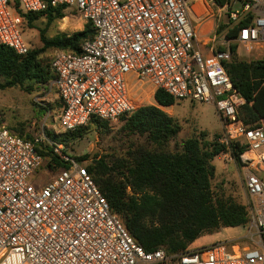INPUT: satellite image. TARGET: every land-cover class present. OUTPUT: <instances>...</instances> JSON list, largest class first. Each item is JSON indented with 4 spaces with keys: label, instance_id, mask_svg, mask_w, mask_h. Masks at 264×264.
<instances>
[{
    "label": "built area",
    "instance_id": "1",
    "mask_svg": "<svg viewBox=\"0 0 264 264\" xmlns=\"http://www.w3.org/2000/svg\"><path fill=\"white\" fill-rule=\"evenodd\" d=\"M200 0H0V45L25 57L31 47L23 38L22 14L76 7L96 31L81 54L55 50L50 65L61 107L54 136L87 128L93 119L114 124L163 91L176 101L214 105L223 132L221 157L237 162L239 148L252 244L215 243L170 254L147 252L114 214L90 175L87 164L67 156L51 139L28 140L0 123V264H264V125L249 128L239 117L246 104L225 68L231 41L218 42L222 10L218 8L209 55L198 48L190 14ZM240 1L230 12L231 26L251 17L235 42L248 53L264 49V0ZM67 18H64L65 20ZM229 23V24H230ZM219 47L227 48L226 51ZM50 148L67 168L51 164L52 178L37 188L34 174ZM248 238V237H247ZM253 239V240H252Z\"/></svg>",
    "mask_w": 264,
    "mask_h": 264
},
{
    "label": "trees",
    "instance_id": "2",
    "mask_svg": "<svg viewBox=\"0 0 264 264\" xmlns=\"http://www.w3.org/2000/svg\"><path fill=\"white\" fill-rule=\"evenodd\" d=\"M229 1L217 0L220 6ZM21 15L25 25L30 27L43 17L49 24L67 17L65 8ZM250 24L251 17H247L236 26L231 23L220 26L216 33L231 41L228 48L230 60L225 62V68L234 87L246 101L239 110V117L249 128H257L264 121V59H241V45L235 42L240 31ZM95 35L91 23H86L81 32L72 35L61 34L48 39L43 34L44 47L31 50L25 57L0 45V92L12 88H19L29 95L40 89L47 91L57 77L50 62L46 64L42 55L48 50L79 55L82 45L93 40ZM219 49L227 50L224 47ZM155 102L157 106H144L131 116L121 118L124 132L144 138L152 149H137L129 153L126 160L117 163L97 157L87 164L111 211L119 216L130 235L147 252L164 248L170 254L182 253L204 235H212L221 229L246 227L249 223L247 207L233 198L216 195L213 190L212 181L216 176L213 162L227 150L226 146L219 144L220 137L208 141L207 133L202 132L183 141L180 147L177 145L176 151L169 150L182 128L162 108L173 107L176 100L158 91ZM41 109L45 114L50 111L49 108ZM108 125L99 119H93L90 124L97 129ZM86 129L53 136L52 139L57 145L67 147L70 138L82 137ZM232 149L239 163L242 151L235 146ZM39 152L50 157L49 168L52 163L57 165V170L68 167L49 147ZM77 160L83 162L89 157Z\"/></svg>",
    "mask_w": 264,
    "mask_h": 264
},
{
    "label": "rangeland",
    "instance_id": "3",
    "mask_svg": "<svg viewBox=\"0 0 264 264\" xmlns=\"http://www.w3.org/2000/svg\"><path fill=\"white\" fill-rule=\"evenodd\" d=\"M219 8L222 10V15L218 20L219 25L225 26L230 23V12H240L243 5L240 1H236L231 8H223V6H219ZM214 12H218V8L214 7ZM66 13L67 19L55 21L51 24H49L47 18L43 17L37 20L33 27L23 25V38L32 51L40 50L44 47L41 40L43 34L48 39H53L61 34L72 35L84 29L86 23L81 19L76 7L71 8ZM223 41L224 35H218L216 47L220 46ZM54 52L55 50H48L42 55L41 58L44 59L46 64H49ZM239 55L241 59H253L251 56L253 54H249L243 46L239 49ZM54 93L55 91H50L49 89L47 91L45 89L36 90L31 95L19 88L1 91L0 123L7 125L9 129L21 136L53 140L54 131L57 132L56 126L60 108L54 98ZM144 106H157L155 97L141 103L139 108ZM41 108H49L50 111L45 114ZM162 110L174 118L182 128L176 142H172L169 145V150L171 151H176L177 145L180 147L183 141L199 136L202 132L207 133L208 141H213L217 136L220 137L222 135L223 127L214 105L180 100L176 101L173 107L162 108ZM262 125H264V121ZM123 127L124 123L121 120L103 129H97L95 126L89 125L82 137L70 138L67 147L62 146L63 152L65 151L67 156L75 159L88 156L89 160L83 161V163L89 164L92 159L97 157L99 159L104 158L110 163H117L118 161L126 160L129 157V153L135 152L137 149H152L144 138L127 135ZM65 134L62 133L57 136ZM222 161L219 157L215 159V166L220 167L222 163L225 169L222 170L223 172L216 174L212 181L214 192L216 195L233 198L247 207L250 198L245 190L242 167L237 162L229 164L224 159ZM34 176L35 179L32 183L39 188V186L50 181L53 173L45 165ZM250 233H254L250 227L221 229L212 235H204L190 247L209 246L227 241L240 242L243 246H250L252 244L251 239H249Z\"/></svg>",
    "mask_w": 264,
    "mask_h": 264
},
{
    "label": "crops",
    "instance_id": "4",
    "mask_svg": "<svg viewBox=\"0 0 264 264\" xmlns=\"http://www.w3.org/2000/svg\"><path fill=\"white\" fill-rule=\"evenodd\" d=\"M207 9H209V5L206 2L199 1L198 3L195 4L193 8L192 14H190V21L192 25L194 26L197 34V39H198V48L199 50L204 54V55H209L212 45L210 44V39L213 35V33L216 30V25H217V19H216V14L213 11V9L208 10L209 12L207 13ZM249 54L253 57L252 60H258V59H264V49L261 51H255ZM54 98L61 107L58 96L56 93H54ZM221 159V162H223V158L219 156ZM215 166V160L213 162ZM232 164V163H229ZM234 164V163H233ZM216 167V166H215ZM225 167L222 166V163L220 167H216V174L223 172Z\"/></svg>",
    "mask_w": 264,
    "mask_h": 264
}]
</instances>
